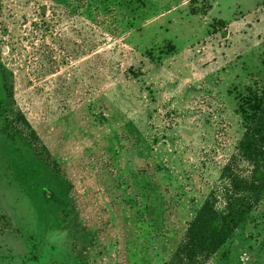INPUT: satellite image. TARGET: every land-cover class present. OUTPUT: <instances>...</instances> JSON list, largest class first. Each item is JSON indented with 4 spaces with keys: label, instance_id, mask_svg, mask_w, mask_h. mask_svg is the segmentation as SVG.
I'll use <instances>...</instances> for the list:
<instances>
[{
    "label": "rangeland",
    "instance_id": "rangeland-1",
    "mask_svg": "<svg viewBox=\"0 0 264 264\" xmlns=\"http://www.w3.org/2000/svg\"><path fill=\"white\" fill-rule=\"evenodd\" d=\"M263 84L264 0H0V264H166Z\"/></svg>",
    "mask_w": 264,
    "mask_h": 264
},
{
    "label": "trees",
    "instance_id": "trees-1",
    "mask_svg": "<svg viewBox=\"0 0 264 264\" xmlns=\"http://www.w3.org/2000/svg\"><path fill=\"white\" fill-rule=\"evenodd\" d=\"M243 134L166 264H205L264 198V84L235 93ZM22 181L29 182L23 172Z\"/></svg>",
    "mask_w": 264,
    "mask_h": 264
}]
</instances>
